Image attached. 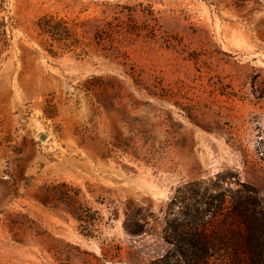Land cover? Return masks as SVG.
Segmentation results:
<instances>
[{"label": "rangeland", "instance_id": "1", "mask_svg": "<svg viewBox=\"0 0 264 264\" xmlns=\"http://www.w3.org/2000/svg\"><path fill=\"white\" fill-rule=\"evenodd\" d=\"M61 183L93 238L38 202ZM240 183L264 208V0H0V264H175L178 201Z\"/></svg>", "mask_w": 264, "mask_h": 264}, {"label": "trees", "instance_id": "2", "mask_svg": "<svg viewBox=\"0 0 264 264\" xmlns=\"http://www.w3.org/2000/svg\"><path fill=\"white\" fill-rule=\"evenodd\" d=\"M43 190L38 200L41 205L64 212L78 223L81 235L94 237L100 218L87 207L79 189L61 183ZM231 199L228 206L222 193L209 195L207 202L198 203L186 196L178 201L182 216L167 221L164 234V240L174 248L172 257L175 258V264H208L212 254L219 251L223 252L228 264H264V208L256 192L240 183V189ZM208 213L214 217L217 213L223 215L225 223L221 227L207 228L203 219ZM31 224L26 217L16 214L8 218L6 225L14 240L23 243L22 238H17L16 231H31ZM126 230L131 235H137L141 233L142 227L137 225L135 229L127 227ZM72 249L79 251L75 246ZM49 251L57 261L68 262L72 259L70 252H64L60 247L55 246ZM159 262L154 261L153 264Z\"/></svg>", "mask_w": 264, "mask_h": 264}]
</instances>
